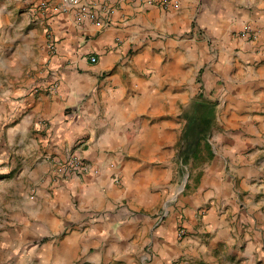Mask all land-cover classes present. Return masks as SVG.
<instances>
[{"label": "clouds", "instance_id": "clouds-1", "mask_svg": "<svg viewBox=\"0 0 264 264\" xmlns=\"http://www.w3.org/2000/svg\"><path fill=\"white\" fill-rule=\"evenodd\" d=\"M262 61L264 0H0V264L264 260Z\"/></svg>", "mask_w": 264, "mask_h": 264}, {"label": "rangeland", "instance_id": "rangeland-1", "mask_svg": "<svg viewBox=\"0 0 264 264\" xmlns=\"http://www.w3.org/2000/svg\"><path fill=\"white\" fill-rule=\"evenodd\" d=\"M13 7H15V5H13ZM24 11H25V6L21 3V5L18 8H16L15 15L19 16L20 13H22ZM14 18L15 17H9V19H14ZM234 35H235V33H234ZM52 39H54L56 42H58V40L55 38V36L52 37ZM262 62H264V61H262ZM218 107H219L218 104H208V103H204L201 106L200 121L203 122L205 118L210 120L209 121L210 126L208 128H210L212 126L213 122L216 120V116H217L216 110ZM246 115H247V113L231 112L228 114L227 119H229L235 123L241 119H244ZM220 118L224 119L223 114H221ZM38 131H43V128L38 129ZM200 131H201V134L203 135L204 134L203 130H200ZM45 135H47V133H45ZM225 147H231V145H225ZM251 154H252L251 151L245 153V155H251ZM257 159H259V158H257ZM117 179H118V177H117ZM162 219H163L164 223L166 224L167 223V217H164ZM185 226L186 225H183V224L177 225V227L180 229H182ZM182 259H183V257H178L177 260L172 261V264H178V261H182ZM232 259H235V258H232ZM117 264H120V262H117ZM237 264H238V261H237ZM256 264H264V260H257Z\"/></svg>", "mask_w": 264, "mask_h": 264}, {"label": "crops", "instance_id": "crops-1", "mask_svg": "<svg viewBox=\"0 0 264 264\" xmlns=\"http://www.w3.org/2000/svg\"><path fill=\"white\" fill-rule=\"evenodd\" d=\"M63 22V21H62ZM75 34H73V37H74ZM55 38L58 40L57 43H59L62 39H64V37H61V36H55ZM86 39H90V37H86ZM131 50L130 49H126L125 50V55H131ZM92 55H95L97 57V60H99V54L98 53H91V54H88L85 58L86 59H89V62H90V56ZM160 60H163V57H159ZM264 63V62H262ZM59 66V65H58ZM106 71L107 72H115V65H110L106 68ZM74 113H75V108L73 105H66L64 106L63 110H62V115L65 119V121L69 124H72L74 123V119H73V116H74ZM160 115H163V113H160ZM174 127V125H173ZM252 155V154H251ZM117 180V177L114 176L113 177V183H115Z\"/></svg>", "mask_w": 264, "mask_h": 264}, {"label": "trees", "instance_id": "trees-1", "mask_svg": "<svg viewBox=\"0 0 264 264\" xmlns=\"http://www.w3.org/2000/svg\"><path fill=\"white\" fill-rule=\"evenodd\" d=\"M207 118H205L204 119V121L203 122H201V127H200V129L199 130H203V128L205 129V128H208L209 126H210V120H206Z\"/></svg>", "mask_w": 264, "mask_h": 264}, {"label": "built area", "instance_id": "built-area-1", "mask_svg": "<svg viewBox=\"0 0 264 264\" xmlns=\"http://www.w3.org/2000/svg\"><path fill=\"white\" fill-rule=\"evenodd\" d=\"M97 58V57H96Z\"/></svg>", "mask_w": 264, "mask_h": 264}]
</instances>
